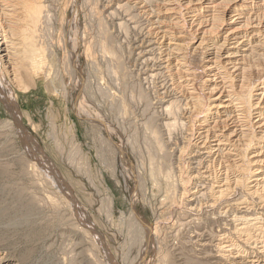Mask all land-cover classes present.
<instances>
[{
	"label": "rangeland",
	"instance_id": "obj_1",
	"mask_svg": "<svg viewBox=\"0 0 264 264\" xmlns=\"http://www.w3.org/2000/svg\"><path fill=\"white\" fill-rule=\"evenodd\" d=\"M80 1L77 8L75 0H41V14L45 17L38 22L34 34L42 47L39 53L32 59L30 53L26 57L23 54L22 66H16L18 76L6 74L0 67V75L4 76H0V86L4 85L0 90V258L3 263L252 264L247 260L264 255L254 247V238H264V231L253 226H249V231L240 230L238 221L232 218L236 214L259 216L263 220L264 196H251L245 181L242 187L232 188L231 195L219 199L221 203L217 199L210 207L208 204L216 199L207 189L211 183L205 186L200 183L198 188L207 189V193L198 198L199 202L196 200L201 209L196 212L190 210L187 199L180 193L178 203L166 199L162 186L148 176L156 148L159 152L164 148L154 138L161 131L169 151L173 146L170 144L178 141L179 149L171 150L174 153L170 151L168 158L174 161L179 173L178 155L188 130L178 124L169 134L163 123L167 122L164 118L168 117L165 110L168 102L165 100L163 105L161 101V83L169 78V72L163 70L162 75L158 71L159 76L156 74L157 77L148 80L141 78L150 66L147 68L138 58L139 50L135 51L134 45L141 35L140 26L144 25L146 31L148 21L134 11L138 19L134 18L135 23L126 22L129 11L119 10L115 3L104 6L105 2L98 0ZM134 24H138L137 28ZM107 34L112 40L107 39ZM73 42L77 66L72 62ZM156 50L151 53L154 62L161 56ZM263 71L264 66L259 73ZM170 93L173 97L181 94L173 109L184 112L188 105L186 95L173 90ZM172 94L165 99H171ZM208 96L206 89L201 92L204 102ZM148 142H154L155 149ZM182 164L184 171L187 170L188 163ZM130 166L136 170L135 175ZM133 204L154 233L153 244L147 247L136 231L138 219ZM246 204L249 209L243 207ZM217 241L223 244L231 241L240 255L218 256Z\"/></svg>",
	"mask_w": 264,
	"mask_h": 264
},
{
	"label": "bare ground",
	"instance_id": "obj_2",
	"mask_svg": "<svg viewBox=\"0 0 264 264\" xmlns=\"http://www.w3.org/2000/svg\"><path fill=\"white\" fill-rule=\"evenodd\" d=\"M98 1H101L102 4L105 2L104 6H110L111 3H115L119 10L125 8L127 13L129 11V18L127 19L128 16H126V22L129 20L135 23L134 18L138 19L137 17L139 14L145 16L144 18L147 19L148 24L147 27H145L146 31L143 30L142 27L144 25L142 24L143 26H140L141 35H137L139 38L134 45V50H139L137 52L138 58L146 64V67L150 66L149 68L147 67L148 69L146 68L147 70L144 72L146 76L141 78L148 80L154 76L157 77L156 74L158 75L159 72L160 74L162 73V75L164 71L169 72V74H167L169 78L167 79L166 77L163 79L161 83L162 89L160 88L163 90L161 91L164 97H162L163 99L161 98L163 105L168 102L166 107L164 106L168 115V117L164 119H166L165 121L167 122L163 123L167 127L169 134H172L173 131L178 128V124H180L181 128L187 127L188 132L185 134L186 139L184 140L183 146H180L181 150L178 155L179 162H181L177 164L179 173H176L173 165L174 161L168 158L171 150H175L176 152V150L179 149L178 141L176 140L175 143L170 144V146H173L169 151V149L166 148V146L168 147L167 140L166 143H164L165 140L160 130L161 133L159 132L158 135L155 136L156 139L154 138L156 143H158L159 146L161 144L164 148L162 147L163 150L160 152L158 150L159 148H156V152H154L155 157H151L150 159L148 176L152 181L162 186L166 199L175 203L180 193L183 195L184 199H187L186 201L190 206V210L196 212L201 210L197 206L198 203L196 204V200L198 201L200 196L205 195L207 189H209V192L216 198L208 204L210 207L213 205V202L215 204L217 199L220 202L219 199H223L230 194L232 188L242 187L245 181H247V188L249 193L252 194L251 196H264V71L263 73H259L261 67L264 66V0ZM75 3L77 4V6L75 4V7L78 8V4L81 3V1L75 0ZM41 11V0H0V67L2 66V68L5 69L6 74L18 76L19 74H17L16 68L21 65L20 63L23 62L22 59L27 56V53H30L32 59L42 48L35 41L34 37L35 32L38 30V22L42 17H45L44 14H41ZM134 11H137L138 15H136ZM115 12L116 11H114V14L117 15ZM122 19H124V17H122ZM100 21L103 20L100 19ZM99 23L102 24V22ZM137 25L134 24V27L137 28ZM102 31L104 30L102 29ZM107 36V39L110 41L111 35L107 34ZM74 46H76V43L73 42L70 46V49H73L71 56L73 65L77 66L76 59L78 58ZM156 49L159 50L161 56L156 55L158 61L154 62L153 57L155 56L152 57L151 53H154ZM34 62L38 64L39 61L34 60ZM41 63L43 62L41 61ZM76 71L79 75L80 71L78 68ZM3 86H0V90ZM205 89L209 94L208 97L210 100L208 98L207 101L204 102L201 99V92ZM169 90L175 91L176 94L177 92H181L182 95H186L185 98L188 99V105L186 110L183 108V110H185L184 112L179 109H173L178 96L181 94L178 96L174 94L175 97H173V94L170 93L173 98L171 97L168 101L165 99V96H170ZM13 94L14 93H12V95ZM81 100L83 101L82 98ZM183 117L186 118V120H184ZM148 122L150 123V121ZM106 124L108 123L106 122ZM164 125L162 127H164ZM106 129H108V127ZM152 129L154 130V128ZM153 130L151 131L150 129L151 132H153ZM157 140L159 142H157ZM150 144L153 145L154 142ZM119 146L121 148L120 152L124 157L123 153L125 151L123 152L122 149L123 144ZM155 147L156 146L152 149H155ZM250 149H252V151L249 152ZM167 158L170 161L167 160ZM184 161L189 165L188 169L185 167L187 169L185 171L183 168L184 165L182 164ZM129 169L135 175L136 170L131 166ZM200 183H202L201 186H205L208 183H211V185L204 191L202 187H200L201 189L198 188ZM192 185L195 187H191ZM259 192H261V194H259ZM166 199H164V202H166ZM200 203L202 204V202ZM201 204H199V206H201ZM203 207L205 208L204 205ZM243 207L246 209L250 208L248 204ZM133 209L138 219L135 220L138 226V230L136 231L139 232V235H142V238L139 237L140 241L144 240L143 243H145L147 247L151 244L154 233L152 228L146 223L144 217L138 215L134 204ZM185 211H188V209ZM198 215L201 216V214ZM234 215L235 217L232 219L238 221L237 227L240 230L249 231V226H253V228H257V230L264 231V219H260L259 216L246 217L243 215V217L236 214ZM251 215H253V213ZM212 218L214 220V217ZM199 223H197V226H199ZM221 231H223V229ZM224 236H226V234ZM215 238L217 237L215 236ZM131 239H133V237ZM211 239L215 240L214 237ZM220 239H223V237L221 236ZM250 239L252 238L250 237ZM137 240H135V242H137ZM254 240V247L259 253L264 254V238L257 237L254 238ZM133 242L132 240L131 244ZM215 245L217 248H215L217 255L222 258L240 255L237 254L238 249L231 241H228L226 244L218 242V244ZM105 255L110 258L108 252ZM251 259L252 260L247 261H250L249 263L252 264H259L264 261V255L255 258L251 257ZM2 260L3 259L0 258V264H4Z\"/></svg>",
	"mask_w": 264,
	"mask_h": 264
}]
</instances>
